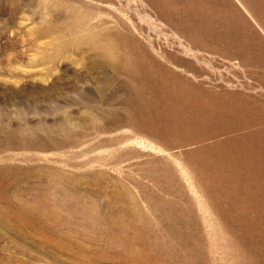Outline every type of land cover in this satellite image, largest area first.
<instances>
[{"label":"rangeland","instance_id":"obj_1","mask_svg":"<svg viewBox=\"0 0 264 264\" xmlns=\"http://www.w3.org/2000/svg\"><path fill=\"white\" fill-rule=\"evenodd\" d=\"M54 1L0 0V264H264V0Z\"/></svg>","mask_w":264,"mask_h":264},{"label":"bare ground","instance_id":"obj_2","mask_svg":"<svg viewBox=\"0 0 264 264\" xmlns=\"http://www.w3.org/2000/svg\"><path fill=\"white\" fill-rule=\"evenodd\" d=\"M57 1V0H56ZM42 2V1H41ZM53 2L55 3V1L53 0ZM43 3V2H42ZM47 3V2H46ZM45 3V4H46ZM57 3H59V2H57ZM48 6H49V4H47ZM46 5V6H47ZM57 5V4H56ZM62 5V4H61ZM61 5H59L58 4V7L60 6L61 7ZM64 6V5H63ZM41 7H42V5H41ZM47 8V7H46ZM63 9L65 8V7H62ZM45 9V8H44ZM63 9H62V11H63ZM66 9V8H65ZM68 9V8H67ZM46 10V9H45ZM72 10V9H71ZM76 10V9H75ZM75 10H74V12H75ZM80 10V9H79ZM78 10V11H79ZM85 10V9H84ZM47 11H48V8H47ZM64 12V11H63ZM65 12H67V11H65ZM69 12H71V11H69V9H68V13ZM72 12H73V10H72ZM48 15H49V12L47 13ZM46 14V15H47ZM53 14V13H52ZM71 14V13H70ZM82 14V13H81ZM73 15H74V13H73ZM72 14H71V16L73 17V18H75L76 16H73ZM76 15V14H75ZM78 15H80L79 13H78ZM50 16H51V13H50ZM62 16V15H61ZM65 16V15H64ZM63 16V17H64ZM70 16V15H69ZM68 15H67V17H69ZM70 16V17H71ZM84 17H85V15H83ZM87 16V15H86ZM53 17V19L55 18L54 16H52ZM79 17V16H78ZM77 17V18H78ZM99 17V16H98ZM61 18V17H60ZM73 18H71V19H67V20H71V23H72V19ZM83 17H82V15H81V19H82ZM88 18V17H87ZM91 18H92V16H91ZM52 19V18H51ZM62 19V18H61ZM97 19V18H96ZM100 19V18H99ZM47 20V19H46ZM56 20H57V18H56ZM66 20V19H65ZM76 20V19H75ZM74 20V21H75ZM83 20V19H82ZM101 20V19H100ZM104 20V19H103ZM52 21V20H51ZM51 21H48V22H51ZM54 21V20H53ZM58 21H59V19H58ZM57 21V22H58ZM62 21H64L63 19H62ZM73 21V22H74ZM84 21V20H83ZM82 21V22H83ZM60 22V21H59ZM66 22V21H65ZM80 22V24H82L81 23V21H78V23ZM92 22V21H91ZM99 23H101L102 24V22H100V21H98ZM54 23H56L55 21H54ZM62 23V22H61ZM67 23H69V22H66L65 24H67ZM75 23V22H74ZM73 23V24H74ZM78 23L76 24V27H77V25H78ZM89 23H90V21H89ZM88 22H87V24H89ZM51 23H47V27H41V28H38L37 30H34V31H32L31 33H59V32H61V30L59 29V30H56L55 29V27L54 26H52V25H54V24H52V25H50ZM58 24V23H57ZM72 24V25H73ZM79 24V25H80ZM85 22H84V25H87ZM96 24V23H95ZM94 24V25H95ZM98 24V23H97ZM106 24V23H105ZM104 24V25H105ZM64 25V24H63ZM78 25V26H79ZM84 25H81V27H83ZM100 25V24H99ZM67 26V25H66ZM69 26V25H68ZM71 26V25H70ZM90 26V25H89ZM88 26V27H89ZM91 26H93V23L91 24ZM59 26H57L56 28H58ZM63 27V26H62ZM73 27V26H72ZM75 27V28H76ZM87 27V26H86ZM96 27V26H95ZM94 27V28H95ZM104 27V26H103ZM61 28V27H60ZM75 28H71V29H73L74 31H75V33L77 32L76 31V29ZM84 28V27H83ZM82 28V32L84 31V29ZM94 28H92L93 30H94ZM63 29V28H62ZM79 29H81V28H79ZM105 29H109V27L108 28H105ZM114 29V28H113ZM64 30V29H63ZM65 30H66V28H65ZM73 30H71L72 32H74ZM89 30V29H88ZM91 30V29H90ZM96 30V29H95ZM102 30V29H101ZM68 31V30H67ZM79 32H80V30H78ZM96 31H98V30H96ZM63 32V31H62ZM65 32V31H64ZM69 32V31H68ZM78 32V33H79ZM81 32V33H82ZM84 32H87V30L86 31H84ZM83 32V33H84ZM65 33H67V32H65ZM64 33V34H65ZM90 33H93V32H89V34ZM97 32H95V34H96ZM99 33H108L107 31H105V30H103V31H101V32H99ZM111 33V32H110ZM116 33V32H115ZM64 34H62V35H64ZM70 34H72V33H70ZM74 34V33H73ZM72 34V35H73ZM113 34V33H112ZM60 35V34H59ZM68 35V34H67ZM71 35V36H72ZM101 35V34H100ZM99 35V36H100ZM103 35V34H102ZM107 35V34H106ZM109 35V34H108ZM79 37H80V35H78ZM113 36V35H112ZM59 37H61V35L59 36ZM58 37V38H59ZM63 37V36H62ZM92 37H93V34H92ZM94 37H95V35H94ZM93 37V38H94ZM104 37V36H103ZM72 38V37H71ZM73 38H76V37H73ZM85 38H86V36H85ZM97 38H98V36H97ZM96 38V39H97ZM99 38H101V37H99ZM106 38L108 39V36H106ZM114 38V37H113ZM112 38V39H113ZM119 38V37H118ZM53 39H55V38H53ZM67 39V38H66ZM65 39V40H66ZM78 40H79V38H77ZM76 39V40H77ZM84 39V38H83ZM89 39V38H88ZM106 39V40H107ZM73 40V39H72ZM80 40H82V39H80ZM99 40V39H98ZM105 40V41H106ZM115 40H117V39H115ZM119 40V39H118ZM57 41H59V40H57ZM57 41H56V43H57ZM75 41V40H74ZM95 41V40H94ZM109 41V40H108ZM112 41V40H111ZM76 42V41H75ZM78 42V41H77ZM87 42H88V40H87ZM89 42H91V41H89ZM96 42V41H95ZM117 42V41H116ZM119 42H120V40H119ZM69 43V42H68ZM67 43V44H68ZM73 43V42H72ZM92 43V42H91ZM97 43V42H96ZM102 43V40H101V42H100V44ZM108 43H110V42H108ZM65 44V43H64ZM81 44V43H80ZM82 44H85V42H83ZM90 43H88V45H89ZM93 44H95V43H93ZM92 44V45H93ZM97 44H99V43H97ZM106 43H104V45H105ZM119 44V43H118ZM75 45V44H74ZM86 45H87V43H86ZM107 45V44H106ZM62 46H64V45H61V44H56V46H54V48L56 49V50H59V49H61V47ZM67 46V45H66ZM81 46V45H80ZM97 46V45H96ZM99 46H102V45H99ZM114 43L112 42L111 43V46H108V47H106V49H105V52L106 53H111L113 50H116V48H114ZM118 46V45H117ZM70 47V46H69ZM84 47V46H83ZM82 47V48H83ZM92 47V46H91ZM116 47V46H115ZM81 48V49H82ZM89 48H90V46H89ZM93 48H94V46H93ZM96 48V47H95ZM98 48L99 47H97V49H94V50H98ZM100 48H103L104 49V47L102 46V47H100ZM120 48V47H119ZM65 48H63V50H64ZM71 49V48H70ZM74 49H76V48H74ZM102 49V50H103ZM91 50V49H90ZM120 50V49H119ZM118 50V51H119ZM62 51V50H61ZM92 51H93V49H92ZM96 52V51H95ZM97 52H99V50L97 51ZM114 52V51H113ZM112 52V53H113ZM100 53H102V52H100ZM110 54V56H109V60H110V58H112L111 60H115L116 58L115 57H111V55H113V56H116V55H114V54ZM99 54V53H98ZM98 54H97V56H98ZM124 54V53H123ZM103 55V54H102ZM126 55V54H125ZM118 56V55H117ZM101 58V57H100ZM99 58V59H100ZM119 58H117V60H118ZM128 59V58H127ZM129 59H130V56H129ZM133 59V58H132ZM108 60V61H109ZM120 60V59H119ZM122 60V59H121ZM125 60V59H124ZM135 60V59H134ZM105 61V60H104ZM136 61V60H135ZM124 62V61H123ZM130 62V61H129ZM107 63V62H106ZM110 63V62H109ZM121 63V62H120ZM120 63H119V66H120ZM131 63V62H130ZM143 63V62H142ZM145 64H146V62H144ZM148 63V62H147ZM116 64H117V62H116ZM133 64V63H132ZM135 64V63H134ZM127 65H128V63H127ZM136 66V65H135ZM146 66V65H145ZM127 67V66H126ZM115 68H118V67H115ZM132 68V67H131ZM134 68V67H133ZM147 68V67H146ZM114 69V68H113ZM124 69V68H123ZM126 69V68H125ZM136 69V68H135ZM138 69V68H137ZM143 69H145V68H143ZM148 69H149V67H148ZM152 69V68H151ZM129 70H130V68H129ZM118 71V70H117ZM127 71H128V69H127ZM135 71V70H134ZM130 72V71H129ZM138 72V71H137ZM149 72V71H148ZM134 73V72H133ZM141 73V72H140ZM134 75V74H133ZM143 75V74H142ZM135 76H136V73H135ZM133 78V77H132ZM137 78V77H136ZM140 79V78H139ZM134 80V79H133ZM135 81V80H134ZM147 80H145V82H146ZM140 82V81H139ZM135 83H137L136 81H135ZM149 83V82H148ZM163 83V82H162ZM142 84V83H141ZM133 85V84H132ZM137 85H139V83L137 84ZM158 86V85H157ZM137 87H139V86H137ZM141 87V86H140ZM139 87V88H140ZM143 87V86H142ZM147 87V86H146ZM160 88V87H159ZM143 89H145V88H143ZM151 90V89H150ZM155 90V89H154ZM147 92H148V90H147ZM162 92V91H161ZM149 93H151V92H149ZM163 93V92H162ZM160 94V93H159ZM150 95V94H149ZM157 95H158V93H157ZM164 95V94H163ZM162 95V96H163ZM159 96H161V95H159ZM165 96V95H164ZM145 97H146V95H145ZM144 97V98H145ZM154 98V97H153ZM158 98V97H157ZM154 103V102H153ZM146 107V106H145ZM144 107V108H145ZM146 108H148V107H146ZM146 108H145V110H146ZM155 108H156V106H155ZM157 109V108H156ZM159 112V111H158ZM144 119H145V117H144ZM152 119V118H151ZM36 171L38 172L37 173V175H39L38 176V178H37V180L40 182L41 181V179H43V178H39L40 176H42V177H46L47 178V181H45V182H43V185L42 186H39L40 187V196L39 197H37L36 199H35V205H36V207H37V211H41V212H47L48 214H49V216L48 217H44L41 213H39L38 215L45 221V224H58V225H61V226H64V224H66V223H70L71 221H72V219H70V217L68 218V219H70V220H68V219H66V218H64L63 216H61V215H58L57 213H55V209H54V207H53V205H52V203H53V201H54V198H55V196L53 195L52 196V194H51V196L50 195H48V191L51 189V188H54V191H57V193L56 194H59V195H61L63 198H64V201H65V203L67 202L68 203V196L67 195H69L70 196V194H71V190L69 189V186L66 184V181L68 180V177H66V176H63L62 178L61 177H59V176H57L56 174H54L52 171L50 172V171H48V169H41V168H39V169H36ZM31 173H32V171H31ZM73 180V179H72ZM61 181L63 182V183H61ZM74 181V180H73ZM39 184V183H38ZM74 184V183H73ZM76 184V183H75ZM78 185V184H77ZM118 186V188H123V187H121V185L120 184H118L117 185ZM32 187V186H31ZM80 187V186H79ZM73 190V189H72ZM77 190V189H76ZM23 191H25V190H23ZM117 191V190H116ZM35 192V191H34ZM123 193H120L119 195H120V197H122V195H125V196H127V195H129V193L127 192V191H125V190H123L122 191ZM26 193V192H25ZM51 193H52V191H51ZM54 194V193H53ZM118 197V194H115L114 195V198H117ZM75 199H77L78 201L80 200V202H81V197L79 196V195H77V196H75ZM84 199V198H83ZM86 199V198H85ZM22 200V199H21ZM115 200V199H114ZM110 201V200H109ZM113 203H111V202H108L106 205H105V207L107 208V210H108V215H109V213H111V212H114V213H116L114 216H113V221H112V227H113V225L114 226H116V227H119V228H121L122 229V231H120L119 232V234H117V232L115 231V233H116V235L114 234V235H112V237H109V238H111L112 240H118V238L120 237V234H121V237L119 238V239H121V241H122V243L124 242V241H128V242H130L129 240H127L126 239V235H125V231L127 230L126 228H128L130 225H134L133 224V222H132V220L131 221H129L127 224H124V225H122L121 224V219H120V217L119 216H117V213H119V212H116V211H113L112 210V208H113ZM70 206V205H69ZM64 207V206H63ZM62 208V207H61ZM66 208H68V206L66 207ZM71 208V207H70ZM75 208V207H74ZM74 208H73V211H75L74 210ZM63 210H65V209H63ZM85 212V211H84ZM70 213H71V210H70ZM79 214V213H78ZM82 214V213H81ZM80 214V215H81ZM77 215V214H76ZM65 216V215H64ZM68 216H69V214H68ZM79 216V215H78ZM66 217V216H65ZM92 217V216H91ZM14 218H18V217H16V216H13V217H11V218H8V220H10V219H14ZM88 217H86V219H87ZM83 219V218H82ZM84 220V219H83ZM93 220H94V217H93ZM86 223V222H85ZM94 225V223H93V221L92 222H90V224H89V226L87 227V230H89V231H93L94 230V228L92 227ZM135 227H131L130 226V228H129V230H132V229H134ZM114 230H115V228H113ZM107 237V238H108ZM115 240V241H116ZM119 241V240H118ZM110 242H111V240H110ZM53 245H56L57 247H59L60 248V246L58 245V243H56V242H53ZM110 245V244H109ZM108 250H111V249H109L108 248ZM112 251V250H111ZM99 252L102 254V255H109L106 251H103V249H100L99 250ZM113 254V253H112ZM111 255V254H110ZM113 255H115V256H117L118 255V253H116V254H113Z\"/></svg>","mask_w":264,"mask_h":264}]
</instances>
